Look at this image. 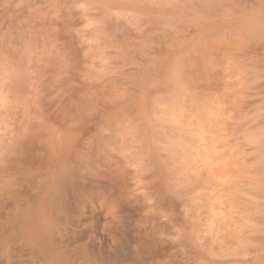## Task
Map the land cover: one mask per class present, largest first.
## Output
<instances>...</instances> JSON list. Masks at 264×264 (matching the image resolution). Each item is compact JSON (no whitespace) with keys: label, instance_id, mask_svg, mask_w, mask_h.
Wrapping results in <instances>:
<instances>
[{"label":"clouds","instance_id":"9594fccd","mask_svg":"<svg viewBox=\"0 0 264 264\" xmlns=\"http://www.w3.org/2000/svg\"><path fill=\"white\" fill-rule=\"evenodd\" d=\"M0 264H264V0H0Z\"/></svg>","mask_w":264,"mask_h":264}]
</instances>
